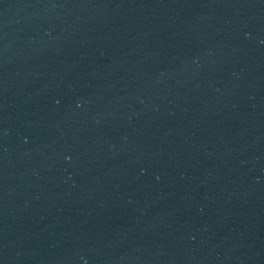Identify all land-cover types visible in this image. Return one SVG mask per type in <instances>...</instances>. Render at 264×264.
I'll list each match as a JSON object with an SVG mask.
<instances>
[{"label": "water", "instance_id": "obj_1", "mask_svg": "<svg viewBox=\"0 0 264 264\" xmlns=\"http://www.w3.org/2000/svg\"><path fill=\"white\" fill-rule=\"evenodd\" d=\"M17 0H0V17L16 2Z\"/></svg>", "mask_w": 264, "mask_h": 264}]
</instances>
